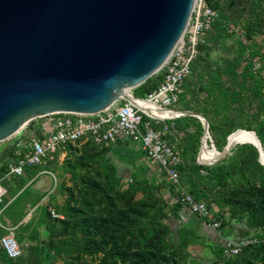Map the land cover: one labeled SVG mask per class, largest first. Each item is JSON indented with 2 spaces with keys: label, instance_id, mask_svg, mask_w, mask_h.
I'll return each instance as SVG.
<instances>
[{
  "label": "rangeland",
  "instance_id": "1",
  "mask_svg": "<svg viewBox=\"0 0 264 264\" xmlns=\"http://www.w3.org/2000/svg\"><path fill=\"white\" fill-rule=\"evenodd\" d=\"M200 1L216 16L198 39L199 54L176 108L201 114L208 123L227 111L236 125L242 121L247 130H264V0H196L194 5ZM181 116L170 120L174 130L166 135L184 166L179 189L196 190L220 220L219 228L183 208L174 213L171 183L145 162L137 143L77 141L19 178L4 177L9 158L0 159L6 188L0 238L13 227L21 251L10 259L0 247V264H217L224 240L236 238L241 226L226 221L229 212L244 207L264 212V179L232 183L220 203L210 201L196 177L224 169L230 154L211 165L198 162L202 134L198 125L177 123ZM45 119L30 120L1 141L0 150L21 132H37ZM210 137L208 145L216 147ZM238 264H264V253L252 249Z\"/></svg>",
  "mask_w": 264,
  "mask_h": 264
},
{
  "label": "water",
  "instance_id": "2",
  "mask_svg": "<svg viewBox=\"0 0 264 264\" xmlns=\"http://www.w3.org/2000/svg\"><path fill=\"white\" fill-rule=\"evenodd\" d=\"M195 1L0 0V142L49 113L91 114L118 99L136 104L132 89L162 68ZM182 115L209 133L201 114ZM236 145L226 142L216 161Z\"/></svg>",
  "mask_w": 264,
  "mask_h": 264
},
{
  "label": "built area",
  "instance_id": "3",
  "mask_svg": "<svg viewBox=\"0 0 264 264\" xmlns=\"http://www.w3.org/2000/svg\"><path fill=\"white\" fill-rule=\"evenodd\" d=\"M215 16V11L204 2L200 1L193 6L181 42L161 68V82L155 90L140 99L151 104L152 109H146L139 100L132 104L118 99L103 110L91 114L54 112L41 116L46 121L41 123L37 132L24 131L15 141L14 158L8 164L4 177L10 179L22 176L26 167H34L53 159L58 150L77 141L107 145L117 139H127L137 143L143 151L145 162L155 167L161 176L175 186L173 204H181L193 214L209 221L208 225L212 228H219L220 220L212 217L205 201L197 200L188 191L179 189L180 158L173 144L166 138L174 130V123L170 121L172 118L160 115L163 111H179L176 107L183 93V83L190 75L191 65L199 54L198 39L211 27ZM5 193L6 188L0 179V202ZM261 240L258 236L226 238L217 264H227L243 248ZM0 247L10 259L21 254L13 227H8V232L0 238Z\"/></svg>",
  "mask_w": 264,
  "mask_h": 264
},
{
  "label": "trees",
  "instance_id": "4",
  "mask_svg": "<svg viewBox=\"0 0 264 264\" xmlns=\"http://www.w3.org/2000/svg\"><path fill=\"white\" fill-rule=\"evenodd\" d=\"M162 80V72L157 73L149 77L143 84L132 89L133 94L138 98H144L148 93L155 90ZM184 93V90H183ZM182 93V94H183ZM181 94V95H182ZM205 114V113H202ZM177 123L183 124L184 126H190L195 124L199 126V134H203V127L197 122L196 118L193 116L184 115L177 118ZM233 118H230L227 111L221 112L217 115L214 121L208 123V131L212 135L216 149L221 151L226 143L227 136L234 131L235 128L246 129L245 124L240 121L238 125ZM247 130V129H246ZM257 137L262 143V149L264 151V130L254 129ZM202 138V137H201ZM91 143V142H88ZM93 144V143H91ZM16 145H12L2 152H0V159L2 157L9 158V162L14 158V150ZM143 153V151H142ZM7 164V169H8ZM34 167H26L24 173L27 169ZM179 169V184H180V169H184V166L178 165ZM206 174H198L196 177V185H203L204 189L210 194V201L214 203H220L227 192V188L235 182L240 181H255L258 179H264V165L259 161V152L253 144H241L237 145L231 150L228 156V164L224 169H212L207 170ZM131 177H136V174L130 172ZM19 178L20 176H14L13 178ZM171 191L174 196L176 195L175 186L171 184ZM189 193L197 200H201L196 194V190H190ZM179 209H182V205L179 203L173 204L172 210L176 214ZM236 220L241 226L238 228L239 234L237 237H247V236H258L264 233V212H260L251 207H244L237 211L229 212L227 222L231 220ZM253 231H259L258 235H251ZM236 237V238H237ZM254 245L245 247L242 251L235 257L231 258L227 264H238L240 257L250 252L252 249H256L258 252L264 253V238ZM3 251V250H2ZM3 254H6L3 251ZM221 248L217 252L216 261L220 258ZM7 257V256H6Z\"/></svg>",
  "mask_w": 264,
  "mask_h": 264
},
{
  "label": "bare ground",
  "instance_id": "5",
  "mask_svg": "<svg viewBox=\"0 0 264 264\" xmlns=\"http://www.w3.org/2000/svg\"><path fill=\"white\" fill-rule=\"evenodd\" d=\"M180 42L181 41H179L178 43H180ZM139 103L144 104L146 109H152L153 108V106L151 104L144 103L141 100H139ZM181 114H182L181 111H163L160 113L161 117H163V118H174V117H177ZM208 140H211L210 134L205 133L201 139L200 152L198 155V161L202 164H205V165L214 164L215 162H217L216 160L221 155V153H220L221 151L217 150L213 144L212 145L210 144L211 147L208 145ZM255 141H256V137H255V134L253 133V131L245 130V129H237L227 136L226 142L228 143L229 147H232V146L239 144V143H242V142L254 144ZM261 162L264 163V152L261 154Z\"/></svg>",
  "mask_w": 264,
  "mask_h": 264
},
{
  "label": "crops",
  "instance_id": "6",
  "mask_svg": "<svg viewBox=\"0 0 264 264\" xmlns=\"http://www.w3.org/2000/svg\"><path fill=\"white\" fill-rule=\"evenodd\" d=\"M123 141H128V140H124V139H117L114 143H121V142H123ZM183 208V210L185 211V212H187V213H192V212H190L188 209H186V208H184V207H182ZM222 246V245H221Z\"/></svg>",
  "mask_w": 264,
  "mask_h": 264
}]
</instances>
